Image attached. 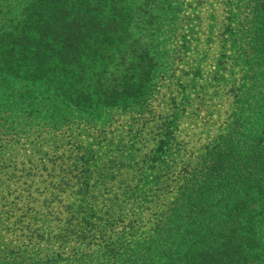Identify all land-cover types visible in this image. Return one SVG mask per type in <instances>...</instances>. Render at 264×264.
Masks as SVG:
<instances>
[{
    "label": "trees",
    "instance_id": "16d2710c",
    "mask_svg": "<svg viewBox=\"0 0 264 264\" xmlns=\"http://www.w3.org/2000/svg\"><path fill=\"white\" fill-rule=\"evenodd\" d=\"M163 3L0 0V167L10 168L1 163L20 146L36 148L27 155L41 161L62 149L58 138L68 139L64 176L75 181L67 189L76 187L77 200H53L66 214H55L44 240L70 247L64 264H264V0H234L223 34L243 41L244 23L235 22L250 8L249 43L236 58L249 63L250 51L253 63L226 87L233 100L225 123L187 163L176 143L186 107L155 119L144 105L174 74L173 62L149 56L150 38L170 50L180 34V9ZM152 11H163L161 24ZM114 52L134 59V76L89 73L91 65L113 64ZM199 74L195 67L186 77L193 84ZM181 102L189 104L188 94ZM115 111L132 115L117 125ZM144 131L153 145L146 152ZM49 163L30 161L33 177Z\"/></svg>",
    "mask_w": 264,
    "mask_h": 264
},
{
    "label": "rangeland",
    "instance_id": "374dc122",
    "mask_svg": "<svg viewBox=\"0 0 264 264\" xmlns=\"http://www.w3.org/2000/svg\"><path fill=\"white\" fill-rule=\"evenodd\" d=\"M162 5L164 8L167 5H177L180 9L178 18L180 34L175 38L170 50L164 49V41L150 38L148 43L152 44L150 49L153 51L149 56L153 57L156 52H159V64L173 62L174 74L170 79L169 73L163 72L164 75L167 74L164 81L170 79L171 82H164L156 90L154 88L150 100H147V96L144 105H148L150 114L148 116L155 119L170 115L173 108L178 105L186 107V112L178 116L176 143L180 145L184 155L181 163H187L197 158L202 148L225 123L233 100L227 94L229 87H226L232 83L234 86L238 85L241 75H245L250 69L249 65L253 63L254 56L250 51L246 57L247 61L250 59L249 63L236 58L238 46L245 47L249 43L247 38L252 31L248 29L250 26L247 23L251 20L252 13L249 12L251 9L245 6L246 11L239 19L237 18L238 20L236 19L235 25L237 21L244 23L243 26L238 27L239 30H243L242 41L239 37L236 39V36L228 37L223 34L230 11L235 12L231 10L235 7L234 0H175L173 2L164 0ZM241 5L243 7V4ZM163 11L151 12L152 15L157 16L156 24H161L162 19L159 14ZM114 35L117 38L116 34ZM222 51L226 54L223 58L224 64L218 68L216 64ZM114 55L115 61L111 63L112 65L110 64L109 67H103L102 64L91 65L88 67L89 73L95 72L92 69L96 71L105 69L108 76L110 73L118 75L127 73L134 76L133 70L136 66L131 64L134 59H124L121 53L114 52ZM231 62H233L232 67ZM195 67L200 68L199 80L195 79L192 84L190 77H186V73L194 70ZM215 74L220 79L216 84H212ZM251 75L250 72L247 74V76ZM181 94H188L189 104H182ZM131 115L129 112L115 111L110 117L116 121L117 125H120L128 122L127 117ZM140 137L142 145L139 147L144 152L152 149L153 145L149 143L152 141V136L144 131L141 132ZM59 141H61L62 149L49 159L38 161L39 156H32L35 161L30 160L27 154L30 152L34 155L33 151L36 148L27 145L20 146V150L16 149L13 153L16 155L14 158L6 157L8 160H13L1 163L3 164L1 166L10 168L0 167V263L17 261L21 264H64L65 261H69L70 253H72L69 246L57 247L54 240L44 241L51 237L54 230L55 214L57 212L62 213L63 216L66 214L64 208L53 205V200L60 202L62 206L77 200L76 187H73L75 190L67 189V182H70L69 185L72 187L75 181H69L72 177L70 174L64 176L67 171L66 165L70 163L67 161L68 154H63L62 150L68 146L69 141L64 137L58 138L57 142ZM43 160L45 163L50 162L55 165L49 163L48 167L33 177L36 169L31 167L30 161L36 162L38 167H44L39 165ZM56 160L58 162H55ZM7 170V177L3 176L2 174ZM28 173L31 175L27 179ZM49 203L52 205L50 206ZM41 234L43 238H40Z\"/></svg>",
    "mask_w": 264,
    "mask_h": 264
}]
</instances>
